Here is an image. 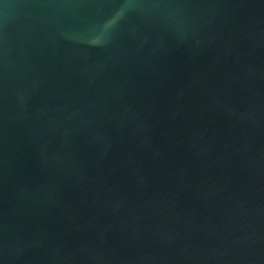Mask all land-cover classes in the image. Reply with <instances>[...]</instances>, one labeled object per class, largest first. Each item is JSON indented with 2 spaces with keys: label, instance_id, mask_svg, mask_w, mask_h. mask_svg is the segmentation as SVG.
<instances>
[{
  "label": "water",
  "instance_id": "1",
  "mask_svg": "<svg viewBox=\"0 0 264 264\" xmlns=\"http://www.w3.org/2000/svg\"><path fill=\"white\" fill-rule=\"evenodd\" d=\"M0 264H264V0H0Z\"/></svg>",
  "mask_w": 264,
  "mask_h": 264
}]
</instances>
